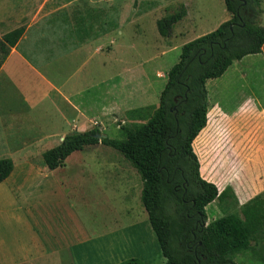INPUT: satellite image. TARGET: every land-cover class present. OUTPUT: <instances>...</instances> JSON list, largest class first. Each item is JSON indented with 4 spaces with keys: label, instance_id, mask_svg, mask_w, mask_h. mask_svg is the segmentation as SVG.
<instances>
[{
    "label": "crops",
    "instance_id": "crops-1",
    "mask_svg": "<svg viewBox=\"0 0 264 264\" xmlns=\"http://www.w3.org/2000/svg\"><path fill=\"white\" fill-rule=\"evenodd\" d=\"M106 11L35 9L26 25L0 31L24 27L0 66V158L13 162L0 182V264H118L144 255L152 238L142 181L119 151L89 145L54 169L42 153L73 131L105 135L107 122L118 128L128 111L156 107L181 46L230 14L221 9L206 27L200 9H185L162 37L156 21L173 9H118L110 31ZM137 21L153 44L137 41ZM251 242L236 262L242 252L264 253Z\"/></svg>",
    "mask_w": 264,
    "mask_h": 264
},
{
    "label": "trees",
    "instance_id": "trees-1",
    "mask_svg": "<svg viewBox=\"0 0 264 264\" xmlns=\"http://www.w3.org/2000/svg\"><path fill=\"white\" fill-rule=\"evenodd\" d=\"M223 2L230 18L181 46L178 61L167 72L158 105L151 107L154 110L145 122L128 126L117 121L122 139L96 137L100 134L96 128L73 131L42 153L45 165L54 169L64 165L72 152L89 145L101 143L119 151L142 181L140 200L164 264H237L234 254L247 249L252 237L227 216L207 223L205 207L218 195V188L200 175L192 148L207 121L206 81L220 77L233 62L264 50L261 0ZM184 16L182 5L158 19L160 36L167 37ZM23 31L24 27L19 26L0 37V66ZM141 110H130L127 117ZM12 170V160L0 158V182ZM247 214L248 221L259 219ZM118 264L145 263L129 258Z\"/></svg>",
    "mask_w": 264,
    "mask_h": 264
},
{
    "label": "rangeland",
    "instance_id": "rangeland-1",
    "mask_svg": "<svg viewBox=\"0 0 264 264\" xmlns=\"http://www.w3.org/2000/svg\"><path fill=\"white\" fill-rule=\"evenodd\" d=\"M182 5L192 11L200 9L203 19L200 23L206 27L212 24V18L220 17L221 9H225L223 0H136L135 3L134 0H0V31L14 25H26L33 19L35 9H107L105 30L110 31L118 25V9L178 11ZM260 9V22L264 26V0L260 2ZM136 23L134 30L138 33L137 41L147 40L153 44L154 35L150 27H145L143 21ZM126 29L131 28L125 25ZM178 40L181 39L175 38L174 43ZM205 87L207 121L193 140L192 148L199 161L200 175L218 188V195L205 207L207 223L227 216L238 227L248 231L252 236V245L263 248L264 50L233 62L220 77L207 80ZM153 110L143 109L128 117L129 122L122 123L124 118L116 119V122L128 126L142 123L151 116ZM105 136L112 139L124 137L119 126L116 128L109 122L106 123ZM121 157L132 167L123 155ZM136 176L140 179L137 172ZM250 213L259 219L248 221L245 216ZM146 239V245L142 248L144 255L138 259L145 264H163L165 258L154 232L152 238L148 235ZM257 256L242 252L236 259L238 264H264V253Z\"/></svg>",
    "mask_w": 264,
    "mask_h": 264
},
{
    "label": "water",
    "instance_id": "water-1",
    "mask_svg": "<svg viewBox=\"0 0 264 264\" xmlns=\"http://www.w3.org/2000/svg\"><path fill=\"white\" fill-rule=\"evenodd\" d=\"M101 136H102V135H101V134H99V133H98V134H96V137H101Z\"/></svg>",
    "mask_w": 264,
    "mask_h": 264
}]
</instances>
